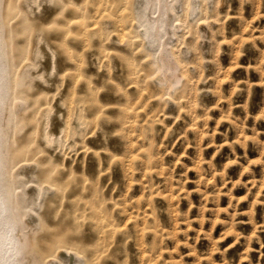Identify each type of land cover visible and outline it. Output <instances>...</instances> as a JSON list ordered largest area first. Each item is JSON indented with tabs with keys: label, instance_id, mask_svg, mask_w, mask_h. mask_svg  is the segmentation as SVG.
<instances>
[{
	"label": "rangeland",
	"instance_id": "rangeland-1",
	"mask_svg": "<svg viewBox=\"0 0 264 264\" xmlns=\"http://www.w3.org/2000/svg\"><path fill=\"white\" fill-rule=\"evenodd\" d=\"M0 35L17 264H264V0H0Z\"/></svg>",
	"mask_w": 264,
	"mask_h": 264
},
{
	"label": "bare ground",
	"instance_id": "bare-ground-1",
	"mask_svg": "<svg viewBox=\"0 0 264 264\" xmlns=\"http://www.w3.org/2000/svg\"><path fill=\"white\" fill-rule=\"evenodd\" d=\"M9 44H7V37H2L0 35V110L4 105V101L6 99L5 97V92L9 91V88L6 85V80H5V69L8 67L6 58H8V61H10V51L11 49L9 48ZM45 51L41 50L38 52V55L43 58L45 56ZM54 70V67L51 64L47 65V70H46V76H50V73H52ZM52 110V109H51ZM47 111L48 113L46 114L47 120L46 124L51 125L50 123L52 116L51 111ZM45 124V125H46ZM68 126V125H66ZM66 128V127H65ZM67 129V128H66ZM62 125H59L58 129H54V127H50L49 129L45 130L46 138L48 139L49 142H62V139L65 137L64 131L66 130ZM0 137H1V129H0ZM2 164V158H1V149H0V169ZM2 175V172H0V177ZM1 186V183H0ZM9 190L6 189L4 191L0 187V229H2L5 225H8L11 227V229L14 231V223L16 221V214L13 211L14 205L12 201L10 200V194ZM17 242H18V247L16 251L12 254L6 255L3 251H0V262H3V264H17V261L14 260V257L16 254L20 252L22 249L20 239L18 237V233L16 230L14 231Z\"/></svg>",
	"mask_w": 264,
	"mask_h": 264
},
{
	"label": "clouds",
	"instance_id": "clouds-1",
	"mask_svg": "<svg viewBox=\"0 0 264 264\" xmlns=\"http://www.w3.org/2000/svg\"><path fill=\"white\" fill-rule=\"evenodd\" d=\"M17 247L18 242L14 231L10 226L5 225L0 229V251L8 255L14 253ZM0 264H3V262H0Z\"/></svg>",
	"mask_w": 264,
	"mask_h": 264
}]
</instances>
